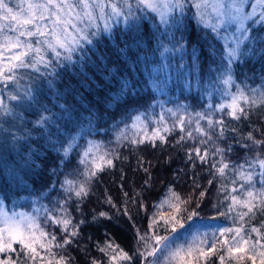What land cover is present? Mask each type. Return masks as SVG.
<instances>
[{
  "label": "snow or ice",
  "instance_id": "snow-or-ice-1",
  "mask_svg": "<svg viewBox=\"0 0 264 264\" xmlns=\"http://www.w3.org/2000/svg\"><path fill=\"white\" fill-rule=\"evenodd\" d=\"M194 25L223 41L218 64L216 50L210 54L217 67L214 74L209 69V86L221 91L227 101L208 102L200 111L160 104L158 114L155 105L143 110L125 107L138 105L143 89L163 92L168 86L173 71L169 54L179 52L181 61L187 57L188 64L175 69L178 77L185 67L195 69L202 63V47L187 50L184 32ZM262 31L264 0H0V177L4 179L0 184V264H81L73 250L83 254L84 264H264V86L245 88L233 73L244 57H264V47H256L264 45L259 37ZM102 36L128 66L127 74L109 69L103 56L92 59ZM152 41L153 53L159 52L164 62L149 68L153 62L140 53ZM130 52L136 53L134 61ZM142 60L143 71L138 68ZM69 69L81 87L91 91L95 85L104 92L109 107H125L124 127L110 142L115 147L85 139L92 131L91 114L85 128L79 110L69 104V97L81 103L76 90L68 85L63 94L56 91L57 79ZM144 72L146 79L136 78ZM189 75L193 79L185 81L186 88L203 86L202 77L194 71ZM42 81L64 103L49 107ZM81 107L85 106L81 103ZM254 113L261 126L241 131L239 124L252 125ZM141 146L184 151L192 172L191 191L184 195L169 185L149 209L143 191L151 188V173L138 157V167L148 173L142 191L131 198L124 192L123 206L107 191L102 201L115 209L114 215L132 222V247L126 250L105 231L103 241L92 245L100 253L94 256L92 249L81 246L84 226L101 219L111 221L114 215L94 211L89 221L84 205L101 174L126 159L120 149L136 152ZM236 146L243 149V157L234 161ZM50 154L57 161L53 174L63 175L57 196L48 204L39 203L57 191L52 184L37 194L31 211L9 208L12 197L19 196L13 182L19 184L20 173L40 168ZM73 160L72 171H59ZM198 167L207 169L208 188L216 184L217 202L212 206L216 215L210 219L223 217L227 221L223 225L198 222L208 194L196 175ZM129 203L145 213L143 230L135 223Z\"/></svg>",
  "mask_w": 264,
  "mask_h": 264
},
{
  "label": "trees",
  "instance_id": "trees-1",
  "mask_svg": "<svg viewBox=\"0 0 264 264\" xmlns=\"http://www.w3.org/2000/svg\"><path fill=\"white\" fill-rule=\"evenodd\" d=\"M184 35L188 38V51H191L193 46L203 48V55L201 57L202 63H198L195 69L185 67L182 69L183 75L178 77L175 69L181 63L187 65V57L185 56L184 60L181 61L179 52L169 54L173 71L170 74L168 86L164 88L163 92L143 89L141 90L143 99L140 100L139 104L125 107H128L130 110H134L135 108L143 110V108L148 105H155L154 112L158 114L161 111L159 107L160 104H164L165 108H173L177 104L182 105L184 101H189L192 105V110H196L198 107L206 106L210 100L211 102L219 100L218 97L220 94L209 86V82L211 81L209 69L211 68L212 74H214L217 67L216 64L211 62L210 54L213 53V50H216L215 54L217 55L218 64L219 50L223 47V41H218L212 35L202 32L198 25L187 27ZM259 37L260 39H264V31L259 33ZM176 38H180L179 33H176ZM101 40L102 42L97 47L96 55H93L92 59L95 60L97 56H103L107 61L109 69H118L119 72L127 74L128 66L124 64L123 59L112 46L110 40L106 36H102ZM117 43H119V38H117ZM154 47L155 42L152 41L147 45V49L140 53L142 58L147 56L149 61L153 62L149 64V68L158 66L156 62H164L159 52L153 53L152 49ZM256 47L259 49L260 47H264V45L257 44ZM90 55L92 54L90 53ZM129 56H131L132 61L136 59L135 52H130ZM138 68L143 71V60ZM190 71H194L197 77L203 78L204 84L202 87H192L191 89L185 87V81L193 79L189 75ZM261 72H264V57H261L259 54L244 57L243 62L233 68L234 78L245 88L259 89L261 86H264V82H262V79L259 77ZM133 75H135V73H133ZM155 75L156 74H154V76ZM136 78L143 81L147 78V72H144L142 76L137 75ZM160 79H164L163 73L160 74ZM84 83L87 84L88 81ZM68 85H71V87L76 90L74 95H76L85 106L81 107V103H76L75 100L69 97V104H74L79 110L85 128L88 127V118L91 114L92 131L85 139H94L108 147H115V144L110 142H114L117 131L124 127L122 121L126 120L125 107H109L105 99V93L98 91L95 85H92L91 91L81 87L79 79L72 73L71 69L63 75L62 79H57L56 91L63 94ZM40 87L45 95L49 97L48 100L44 101L49 107L52 106V103H64V100H56L55 92L48 90L46 82H40ZM167 92L171 94L178 92L180 96L178 99H168L166 96ZM209 93H211V95H209ZM222 99H224L225 102L227 101V97L225 96L222 97ZM55 110L56 109H54V111ZM150 111L152 110L150 109ZM33 118L34 117L29 116V119ZM251 120L252 125H249L247 121L239 124L240 130L247 132L252 126H261L258 123L257 113L252 115ZM231 123L236 124L234 121ZM174 139L175 135L169 137L170 141H174ZM229 142L232 141L230 140ZM81 143H84V141L82 140ZM120 152L122 157H126V159L116 161V167L114 169H109L101 174V180L95 185L93 195L84 205V216L89 221H91V214L94 211H106L110 215L115 214V209L102 203L105 191H107L108 195L113 197L114 201L119 206H123L124 204V192H127L131 198L134 197L136 193L142 191V186H144L145 180L148 179V173H146L143 168L138 167V157L143 158L146 162L144 167H147L151 173V188L147 191H143L144 201L149 209H151V206L156 201L163 197L169 185H174L176 190L184 195H187L191 191L192 181L190 176L192 172L185 163L184 151L168 146L163 149L141 146L136 152H130L127 148L120 149ZM169 157H171V160H169ZM38 163L41 162L38 161ZM56 164V159L50 154L49 158L42 162L40 168H30L20 173L22 177L20 183L17 184L13 182V188L19 191V196L12 197L9 208L15 207L16 210L31 208L33 206V201L37 200V194L45 192L52 184H56L57 191L51 192L45 199H40L39 203L48 204L49 200L56 197L59 191L58 181L63 179V175L53 174V169L56 167ZM74 166L75 161L73 160L72 164H68L59 171L70 172ZM178 173L180 176L179 180H177ZM122 175L123 179H121ZM196 175L200 183L205 188H208L207 169L198 167L196 169ZM0 184H4V179L2 177H0ZM121 185H123L122 189ZM215 201H217V191L216 184L214 183L212 187L208 188V194L204 199L203 207L199 210L201 217L205 218L206 214H216L215 209L212 207ZM128 206L135 223L143 230L146 227V220L144 218L145 213L143 211L138 212L137 206L132 203H129ZM76 215L77 218H80L79 213ZM131 223L132 222L128 221L127 217L122 215H114L111 221L101 219L99 223H88L83 229V239L80 242L81 246L89 247L92 249V255L99 257L100 253L96 252L94 248H92V245L95 241H103L104 233L107 231L118 244L126 250L131 249L133 243ZM73 254L79 256L81 264H84L82 253L73 250Z\"/></svg>",
  "mask_w": 264,
  "mask_h": 264
},
{
  "label": "rangeland",
  "instance_id": "rangeland-1",
  "mask_svg": "<svg viewBox=\"0 0 264 264\" xmlns=\"http://www.w3.org/2000/svg\"><path fill=\"white\" fill-rule=\"evenodd\" d=\"M259 77H260V79H262V82H264V72H261ZM216 91L218 92V94H220L219 97H218L219 100H216V101H214L212 103L225 102L224 99H222V97H224V96H222L223 94H221L222 92L219 91V90H216ZM166 96H167L168 99H178L180 95H179L178 92H175V93H172V94L170 92H167ZM209 102H211V100ZM177 105H181V104H177ZM177 105H175L173 108H175ZM182 105H187L189 107V110H192V105H191V103L189 101H184ZM200 110H202V107H198L195 111H200ZM242 157H243V149H240L238 146H236L234 148V150H233L231 159L235 161V160L241 159ZM217 196H218V194H217ZM54 198H52V200ZM216 202L217 201H215V203ZM32 208H33V206L31 208H29V209H20L18 211H31ZM214 215H216V214L215 213H211V215L210 214H206L205 218L200 216L202 219H200L198 222L203 224V225H205V226H211V225H215V224L223 225V224L227 223V221H225V219L223 217H219L217 220L210 219V217L214 216Z\"/></svg>",
  "mask_w": 264,
  "mask_h": 264
}]
</instances>
